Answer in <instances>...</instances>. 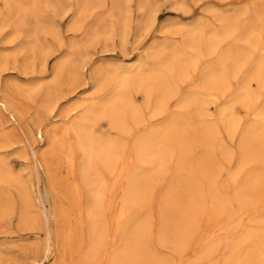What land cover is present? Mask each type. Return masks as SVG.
Returning <instances> with one entry per match:
<instances>
[{
    "label": "rangeland",
    "instance_id": "1",
    "mask_svg": "<svg viewBox=\"0 0 264 264\" xmlns=\"http://www.w3.org/2000/svg\"><path fill=\"white\" fill-rule=\"evenodd\" d=\"M34 14L46 24L38 28L51 53L45 65L27 49ZM199 23L218 36L212 48L201 43L192 51L184 47L181 30ZM75 42L82 45L77 51L71 48ZM171 46L192 55L176 54L167 73L173 82L169 93L154 98L131 89L139 118L126 117L122 127L106 119L96 124L97 133L114 140L115 151L107 166L105 150L97 149L101 155L90 176L99 172L94 180L103 195L101 208L89 213L95 182L87 183L82 174L76 136L62 129L109 92L111 79L103 71L141 63L147 72ZM262 57L264 0H0V97L19 117L15 123L0 115V264L31 259L41 264H264V118L259 119L264 63L257 64ZM62 58L80 61L82 73L66 63L64 73L53 76ZM211 68L218 87L208 89L202 102L197 90ZM241 91L247 97L231 104ZM47 100L54 109L45 107ZM229 104L234 114L226 129L220 112ZM209 123L216 127L212 132ZM27 125L56 134L39 184L24 149ZM162 126L168 135L157 161L144 153L142 141ZM39 139L33 136L36 148ZM7 171L19 176V183H10ZM34 181L46 193L42 204ZM132 182L140 187L129 196ZM97 222L98 242L91 236Z\"/></svg>",
    "mask_w": 264,
    "mask_h": 264
},
{
    "label": "bare ground",
    "instance_id": "2",
    "mask_svg": "<svg viewBox=\"0 0 264 264\" xmlns=\"http://www.w3.org/2000/svg\"><path fill=\"white\" fill-rule=\"evenodd\" d=\"M139 2H143V0H139ZM70 9V8H69ZM111 9V8H110ZM262 9V8H261ZM73 10V9H72ZM53 12V11H52ZM155 13V12H154ZM116 14V13H115ZM153 15V14H152ZM151 16V15H150ZM152 17V16H151ZM154 18V17H153ZM33 19H34V26L33 28L29 31V35H32V40H31V44L30 46L27 47L28 51L30 52H34L35 54H37L39 57H41L40 59L42 60L43 64L45 65L46 63V59L47 56L51 53H48V51L45 49L44 45L42 44V40L39 37V33H38V28L41 26V28L46 27V24L41 22V19L38 18L37 14L33 15ZM150 19V17H149ZM151 21V20H150ZM229 22V21H228ZM150 23V22H149ZM232 23V22H231ZM246 23V22H245ZM249 23V22H248ZM247 23V24H248ZM70 24V23H69ZM117 24V23H116ZM74 25V24H73ZM204 25L202 24H198L192 28H187V29H183L182 34L183 37L185 39L186 45L184 47H189L191 48V50L193 51L195 49V47H199L201 43L205 44L204 46L208 49L212 48V46L210 45L211 41L215 39V36H218V34H216V32L212 31V30H208L205 31L204 30ZM228 26V25H227ZM231 25H229L230 27ZM44 29H42V31H45ZM224 36V35H223ZM238 36V35H237ZM236 36V37H237ZM86 37V36H85ZM88 40V39H87ZM263 43V42H262ZM37 45V47L34 48V45ZM258 45V44H257ZM79 43H73L71 44V48L76 50L80 48ZM183 46H171L170 49L168 50V53L166 56H163V58H158L157 60H155V63L153 66H151L150 68H148L149 70L146 72L143 71L142 69H140L141 67V63L138 64H134V65H129V66H115L114 68H108L104 73V77L108 78L109 80L111 79V86L109 88V92L106 93L105 95H103L101 98L96 99V101L94 100V102L92 103V105L90 106L91 108L89 109V111L85 114L82 115H77L76 117H74L73 119H71V121L69 122L68 125H65L62 129V132L64 135H67L69 133H73L76 136L77 139V145L79 147L82 148L83 150V157L81 158V171L82 174L86 180L87 183H92L95 182V187L93 189H91L92 194H91V207L88 211L93 212L94 207L97 208H101L98 207L100 202H101V195H103V193L100 190V186L98 181L94 180V176L99 175L98 173L96 175H91L90 176V170L92 168L93 165V161L94 159L98 156L101 155L97 149L99 147V149H104L105 150V159L104 164L108 166V164H111L109 161L110 159L109 156L112 153V151L114 149V140L109 139V137L104 136L100 133H97L96 131H99L98 129H96V124L98 122L99 119H106L111 121L109 125H114L116 124L117 126L121 124V127L123 125V122L125 121L126 117H129L131 120H136L139 118V109L138 107L134 104L132 97L130 96V90L131 89H138L141 88V90L143 91V93H145L146 97H153L154 98H161L164 94H168L170 89H171V85H172V81L169 79L167 73L169 74V72L174 69V60L176 58V54L180 53V55L182 54V52H185L187 54V58L191 57L192 53H189L188 51L184 50ZM152 50V49H151ZM77 51V50H76ZM247 51V49H246ZM196 53V52H195ZM47 54V55H46ZM179 57V56H178ZM69 59L68 58H62L59 59L58 62L55 63V66L53 67L52 70V74L53 76H57L58 74L60 75L61 72L64 73V67L68 64L69 66V70H71L72 72H78V73H82L81 69H82V64L80 63V61L78 62H71L68 63ZM72 61V60H71ZM67 63V64H66ZM222 63V62H220ZM264 63V57L259 59V63L258 66L260 64ZM215 67V66H214ZM68 68V67H67ZM239 68V67H238ZM181 70V69H180ZM179 70V71H180ZM67 71V70H66ZM68 72V71H67ZM215 72L216 71H212V68L209 71H205L202 74L201 77V81L198 87V95L200 97V101L203 102L204 98L208 95V89H214L218 87V82L215 79ZM70 73V72H69ZM97 73V72H96ZM100 74V73H99ZM215 74V75H214ZM58 75V76H59ZM65 75V74H64ZM102 75V74H101ZM224 75V74H223ZM220 76V75H219ZM103 77V76H102ZM249 77V76H248ZM66 79V78H65ZM218 79V78H217ZM226 79V78H225ZM259 79L260 81L264 82V70H260L259 71ZM250 80V79H249ZM223 81V80H222ZM96 83V81H95ZM104 83V82H103ZM102 85V84H101ZM219 87L221 88V82ZM242 89V88H241ZM134 93V91H133ZM246 94V92L241 91L235 98H233L231 104H233L234 101L238 100L237 97H242ZM246 96V95H245ZM247 97V96H246ZM98 98V97H97ZM254 98V97H253ZM207 100V99H206ZM55 101V100H54ZM164 102V101H163ZM201 102V103H202ZM207 102V101H206ZM237 102V101H236ZM46 105L45 107H47V105L49 107L53 108L54 102H50V100L46 101ZM155 103V102H154ZM247 103V102H246ZM231 104L223 107L221 109L220 112V116H221V120L224 122L225 128L229 129L231 127V122L233 121V108L231 106ZM164 105V104H163ZM187 105V103H186ZM16 106V105H15ZM72 107V106H71ZM161 107L160 105L158 106V108ZM201 107V106H200ZM54 109V108H53ZM70 109V108H69ZM155 109V108H154ZM18 110L16 108L13 107V105L10 103V101L8 99L2 98L0 97V115L7 117L8 120H12V122L17 123L19 117L18 115ZM77 114V113H76ZM79 114V113H78ZM20 115V114H19ZM65 115V114H64ZM184 115V114H183ZM259 119H263L264 118V107L261 110V112L259 113ZM66 117V116H64ZM2 118V117H1ZM108 121V122H109ZM14 123V124H15ZM112 123V124H111ZM126 124V123H125ZM210 125L207 126V128H209V130H211L210 132L213 131L215 125L209 123ZM223 125V126H224ZM115 126V125H114ZM131 126V125H130ZM16 127V126H15ZM23 128V127H20ZM130 128V127H129ZM216 128V127H215ZM262 128V127H261ZM166 126H162V127H157V128H153L152 130L149 131V133L147 134V136H143L144 140L143 145H142V149L144 151V153H149V156H151L154 159H158L160 160L162 158V154L161 152H163V150H160V147H164L165 144V140L167 139V135L168 132L165 130ZM206 130V129H205ZM262 130L264 131V128H262ZM208 131V130H207ZM261 132V130H260ZM23 133L25 135V138L27 140V144L28 147H24L25 151L27 150L28 153L31 156V162L36 170V182L39 184L41 181V174H42V169H43V164L44 161L46 159V156L51 152L52 150V142H54L55 140V135L53 134V130L52 129H42L40 125H27L26 130H23ZM251 135H253V133L249 134V138L251 137ZM33 136L34 137H38L40 138L38 140L40 147L36 148V145L34 144L33 140ZM177 139V138H176ZM136 140V139H135ZM178 140V139H177ZM260 140V139H259ZM136 143H138V141H135ZM260 142V141H259ZM179 143V142H177ZM135 144V143H134ZM261 144V142H260ZM140 145V144H139ZM263 146V144H261ZM27 146V145H26ZM76 146V144H75ZM179 146V145H178ZM118 147V146H117ZM135 147V146H134ZM141 147V146H140ZM182 148V147H181ZM187 148V146H186ZM264 148V146H263ZM96 149V150H95ZM136 149V148H135ZM189 149V147H188ZM66 150V149H65ZM185 150V149H184ZM191 150V149H190ZM264 150V149H263ZM67 152V151H66ZM137 152V150H136ZM189 152V151H187ZM256 152V150H255ZM138 153V152H137ZM257 153V152H256ZM66 154V153H65ZM102 154H104V152H102ZM259 154V153H258ZM147 155V154H146ZM148 156V155H147ZM263 157V156H262ZM261 157V158H262ZM50 158V157H49ZM142 159V157H141ZM165 159V158H164ZM163 159V160H164ZM181 159V158H180ZM143 160V159H142ZM151 160V158H150ZM153 160V159H152ZM151 160V161H152ZM144 161V160H143ZM149 161V160H148ZM169 161V160H168ZM146 162V161H145ZM153 162V161H152ZM155 163V162H154ZM244 163V161H241V165ZM96 164V163H94ZM97 165V164H96ZM0 168H1V164H0ZM99 168V167H98ZM97 169V167H96ZM95 171V169H93ZM2 171V170H0ZM93 171V172H94ZM96 173V172H95ZM94 173V174H95ZM6 175L8 178H10L11 180H13V182H10V179H8V181L10 183H14L17 184L19 183L20 179L19 176L17 175H12L11 172L7 171ZM260 175V174H259ZM93 176V178H91ZM196 176V175H195ZM261 176V175H260ZM98 177V176H96ZM144 177V176H143ZM262 177V176H261ZM264 178V177H263ZM198 179V178H197ZM139 180V179H137ZM34 181V182H35ZM30 182V181H29ZM35 183H31V186H34V189L37 193L39 202H41V204L43 203V201L47 200V196L46 193L42 191H38L39 188H37V184ZM195 182V181H194ZM248 183V181H246ZM255 182V181H254ZM29 184V183H28ZM194 184V183H193ZM191 184V186L193 185ZM246 184V183H245ZM21 185V183H20ZM25 185H27L25 183ZM105 185V184H104ZM251 185V184H250ZM30 186V185H29ZM262 186V185H261ZM140 187V184L137 182H132L129 186V192L128 195L130 196L131 194H136L138 191V188ZM206 188V187H205ZM245 188V187H244ZM20 189V188H19ZM250 189V187H249ZM254 189V188H253ZM107 190V189H106ZM264 190V189H263ZM33 191V190H32ZM248 191V190H247ZM250 192V191H249ZM251 193V192H250ZM253 193V192H252ZM264 193V192H263ZM138 195V194H137ZM202 195V194H201ZM216 197V196H215ZM219 198V197H218ZM216 199V198H215ZM28 200V199H27ZM244 200V199H243ZM36 201V200H35ZM220 201V200H219ZM211 202V201H210ZM221 202V201H220ZM241 202V201H240ZM90 203V202H89ZM252 203V202H251ZM191 204V203H190ZM242 204V203H241ZM246 204V203H245ZM42 206V205H41ZM215 206V205H214ZM243 206V205H241ZM257 206V205H256ZM108 207V206H107ZM196 207V206H195ZM216 207V206H215ZM196 209V208H195ZM93 210V211H92ZM107 212V211H106ZM123 214V210L119 211V218L120 216ZM179 214V213H178ZM188 217V216H187ZM117 218V221L118 219ZM263 221V220H262ZM264 222V221H263ZM91 223V222H90ZM100 222H97V224L94 223V227L92 225L91 227V231H92V235L93 236V240L97 241V234L100 233L102 231V228L100 227ZM261 223V222H260ZM99 224V225H98ZM136 224V223H135ZM180 224V223H179ZM118 226H120V224H116ZM137 225V224H136ZM178 227V226H177ZM257 227V226H256ZM132 228V227H131ZM260 228V227H258ZM252 229V228H251ZM254 229V228H253ZM256 229V228H255ZM130 230V229H129ZM181 230V229H180ZM258 230V229H257ZM139 231V230H138ZM144 231V230H143ZM178 231V230H177ZM136 232V231H135ZM184 232V230H183ZM190 232V231H189ZM257 233V232H256ZM184 234V233H183ZM255 234V233H254ZM253 235V234H252ZM251 235V236H252ZM246 236V235H245ZM96 237V238H95ZM140 237V236H139ZM253 238V237H251ZM91 239V238H90ZM96 239V240H95ZM225 241V240H224ZM245 241V240H244ZM98 242V241H97ZM96 242V243H97ZM206 242V241H205ZM256 242V241H255ZM262 241L259 242V244ZM91 243V242H90ZM248 243V242H247ZM94 244V243H93ZM240 246V244H239ZM242 247V246H241ZM240 247V248H241ZM246 247V246H245ZM254 247V245H253ZM107 248V247H106ZM124 248V247H123ZM127 248V247H126ZM231 250V249H230ZM63 251V250H62ZM68 251V250H67ZM96 251V250H94ZM209 251V250H208ZM238 251V250H237ZM243 251V249H242ZM93 252V251H92ZM194 252V251H193ZM211 252V251H210ZM234 252V251H233ZM240 252V251H239ZM257 252L262 255L263 250L261 248L257 249ZM89 253V251H88ZM101 253V252H100ZM206 253V252H205ZM236 253V252H235ZM102 254V253H101ZM208 254V252H207ZM238 254V253H237ZM236 254V256H237ZM243 253L241 252V255ZM228 255V254H227ZM88 256V255H87ZM101 256V255H100ZM102 257V256H101ZM227 257H230V255H228ZM238 257V256H237ZM118 258V257H117ZM246 258V257H245ZM244 258V259H245ZM83 259V258H82ZM145 259V258H144ZM231 259V257L229 258V260ZM114 260H116V257L114 258ZM228 260V259H227ZM233 261V260H232ZM239 261V259L237 260ZM85 263V262H84ZM83 263V264H84ZM261 263V262H260ZM25 264H41V260H34L31 259V261H27ZM120 264V263H119Z\"/></svg>",
    "mask_w": 264,
    "mask_h": 264
}]
</instances>
